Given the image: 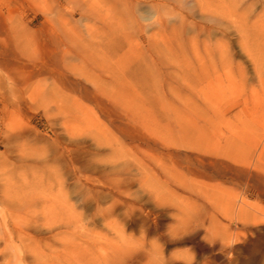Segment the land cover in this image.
Returning <instances> with one entry per match:
<instances>
[{"label":"rangeland","instance_id":"obj_1","mask_svg":"<svg viewBox=\"0 0 264 264\" xmlns=\"http://www.w3.org/2000/svg\"><path fill=\"white\" fill-rule=\"evenodd\" d=\"M0 264H264V0H0Z\"/></svg>","mask_w":264,"mask_h":264}]
</instances>
